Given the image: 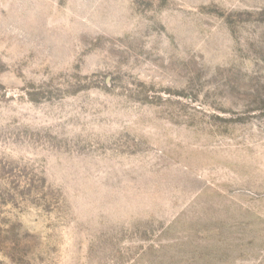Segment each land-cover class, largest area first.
Wrapping results in <instances>:
<instances>
[{
  "label": "rangeland",
  "instance_id": "374dc122",
  "mask_svg": "<svg viewBox=\"0 0 264 264\" xmlns=\"http://www.w3.org/2000/svg\"><path fill=\"white\" fill-rule=\"evenodd\" d=\"M0 264H264V0H0Z\"/></svg>",
  "mask_w": 264,
  "mask_h": 264
}]
</instances>
